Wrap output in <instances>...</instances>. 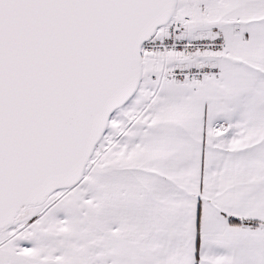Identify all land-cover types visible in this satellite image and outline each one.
Listing matches in <instances>:
<instances>
[{"label": "snow or ice", "instance_id": "6c2138e0", "mask_svg": "<svg viewBox=\"0 0 264 264\" xmlns=\"http://www.w3.org/2000/svg\"><path fill=\"white\" fill-rule=\"evenodd\" d=\"M0 264H264V0H0Z\"/></svg>", "mask_w": 264, "mask_h": 264}]
</instances>
